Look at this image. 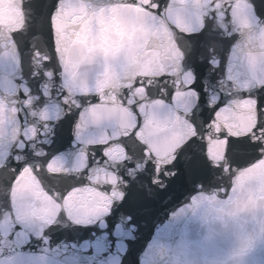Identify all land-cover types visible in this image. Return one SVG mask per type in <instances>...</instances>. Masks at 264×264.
Segmentation results:
<instances>
[{"label":"snow or ice","instance_id":"obj_1","mask_svg":"<svg viewBox=\"0 0 264 264\" xmlns=\"http://www.w3.org/2000/svg\"><path fill=\"white\" fill-rule=\"evenodd\" d=\"M0 264H264V0H20Z\"/></svg>","mask_w":264,"mask_h":264}]
</instances>
